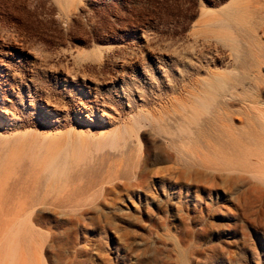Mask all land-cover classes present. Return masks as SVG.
<instances>
[{
  "label": "rangeland",
  "instance_id": "obj_1",
  "mask_svg": "<svg viewBox=\"0 0 264 264\" xmlns=\"http://www.w3.org/2000/svg\"><path fill=\"white\" fill-rule=\"evenodd\" d=\"M230 1L0 0L9 71L0 105L14 98L18 117L0 122V183L30 186L36 159L64 154L84 193L73 209L42 204L34 213L48 264H264V188L226 172L210 179L182 154L202 138L204 81L237 73L217 60L216 19ZM10 44L24 51L2 53ZM159 60L172 81L157 71L142 101V61ZM90 92L109 105L111 123L98 125L99 105L95 121L80 117L76 105ZM29 94L31 111L21 104ZM42 101L58 107L53 120Z\"/></svg>",
  "mask_w": 264,
  "mask_h": 264
},
{
  "label": "bare ground",
  "instance_id": "obj_2",
  "mask_svg": "<svg viewBox=\"0 0 264 264\" xmlns=\"http://www.w3.org/2000/svg\"><path fill=\"white\" fill-rule=\"evenodd\" d=\"M216 26L218 65L224 70H230L231 73L232 71L237 73L233 75L222 72L216 76L214 83L211 80L204 81L202 138L198 148L190 147L183 151L180 146L182 154L190 155L193 160V163L191 161L182 163V160L181 164L187 165L191 162L199 165L205 175H212L210 179L219 178L226 172L227 178L235 180L249 178L264 188V0H231L219 12ZM12 44L6 45L1 52L13 55L17 52L15 49L17 45ZM18 49L24 51L20 47ZM2 59L0 61H4ZM6 63L0 64L2 77L9 75ZM141 65L146 77L142 86H136L135 89L139 99L145 101L153 93V89L145 83L156 81L157 77L153 75L157 71H160V75L168 84L172 79L163 63L158 68L154 64L148 66L145 61H142ZM30 81H33L32 78ZM27 87L29 90L33 88L31 83L27 84ZM89 89L93 91L94 88ZM92 93L87 94L86 102L80 101L76 105V111L84 113L80 116L84 121L85 118L95 121L91 117L99 103L93 99ZM29 97L28 104L24 97L21 98V104L23 109L31 111L36 108L37 100L34 94H29ZM130 100L136 101L135 98ZM1 101L6 105H0V122L12 124L18 119L13 111L16 100L10 97L6 101L5 99ZM7 101L11 106L7 105ZM45 102H40V106L45 109L46 118L53 120L59 114V109L55 104ZM107 108H109L107 103L98 106L101 111L99 126L112 121L113 115ZM228 108L235 110L229 113ZM62 155L48 153L39 157L38 161L36 159L35 178L30 186L16 183L13 187L5 188L0 183V264H48V258L43 254L44 241L47 239L43 241L45 234L36 228L37 217L34 213L42 204L73 209L75 203L77 204L76 188L80 187L71 185V171L68 170L70 159ZM178 157L184 160L186 158L183 155ZM53 192L56 196H49Z\"/></svg>",
  "mask_w": 264,
  "mask_h": 264
}]
</instances>
